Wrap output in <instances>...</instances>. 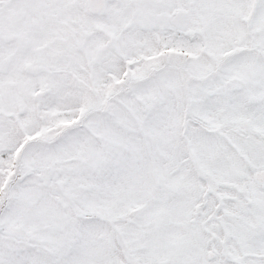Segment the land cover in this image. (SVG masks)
I'll return each instance as SVG.
<instances>
[{
  "label": "snow or ice",
  "instance_id": "snow-or-ice-1",
  "mask_svg": "<svg viewBox=\"0 0 264 264\" xmlns=\"http://www.w3.org/2000/svg\"><path fill=\"white\" fill-rule=\"evenodd\" d=\"M0 264H264V0H0Z\"/></svg>",
  "mask_w": 264,
  "mask_h": 264
}]
</instances>
